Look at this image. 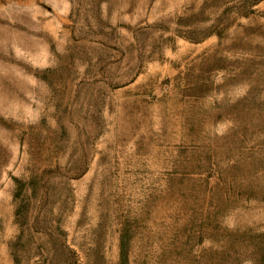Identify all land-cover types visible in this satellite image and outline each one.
<instances>
[{
  "label": "rangeland",
  "instance_id": "rangeland-1",
  "mask_svg": "<svg viewBox=\"0 0 264 264\" xmlns=\"http://www.w3.org/2000/svg\"><path fill=\"white\" fill-rule=\"evenodd\" d=\"M0 264H264V0H0Z\"/></svg>",
  "mask_w": 264,
  "mask_h": 264
}]
</instances>
